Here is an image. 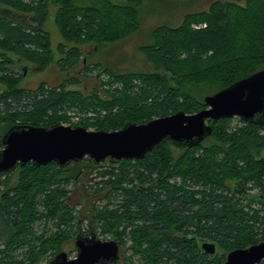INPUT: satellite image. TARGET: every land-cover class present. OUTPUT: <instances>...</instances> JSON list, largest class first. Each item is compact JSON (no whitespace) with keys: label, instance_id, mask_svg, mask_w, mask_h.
<instances>
[{"label":"trees","instance_id":"16d2710c","mask_svg":"<svg viewBox=\"0 0 264 264\" xmlns=\"http://www.w3.org/2000/svg\"><path fill=\"white\" fill-rule=\"evenodd\" d=\"M46 1L57 7L62 36L95 51L140 28L143 0H0L10 8L9 16L0 14V87L6 88L0 93V126L8 127L0 134V150L2 136L14 125L51 127L68 114L82 119L71 127L104 131L178 111L193 114L205 108L203 96H192L193 86H209L214 94L264 70V0L244 5L214 0L203 11L186 14L179 27L151 31L150 43L140 51L153 71L116 73L94 64L107 77L100 83L103 96L67 90L76 84L73 78L55 87L18 90L25 75L17 62L38 70L51 62L41 32ZM66 54L62 71L82 65L78 49ZM237 120L209 121L212 133L198 145L161 142L140 160L94 164L83 159L64 168L54 162L26 164L1 174L0 264H37L47 253L53 259L77 235L99 230L119 248L130 243V264H222L231 250L264 242V159L259 156L264 124ZM81 171L97 173L89 196L105 192L101 198L107 200L83 218L70 187ZM14 174L16 182L10 184ZM251 189L258 192L248 197L244 191ZM41 220L52 221L54 231L35 236L32 227ZM199 240L214 243L219 254L202 253ZM20 250L22 258L14 259L11 254Z\"/></svg>","mask_w":264,"mask_h":264},{"label":"water","instance_id":"95a60500","mask_svg":"<svg viewBox=\"0 0 264 264\" xmlns=\"http://www.w3.org/2000/svg\"><path fill=\"white\" fill-rule=\"evenodd\" d=\"M26 70L23 71L25 75ZM205 106L199 112L178 111L148 122L127 123L114 131L87 130L80 126L55 124L51 127L14 125L2 136L0 175L31 164L45 166L50 162L64 168L70 163L88 159L94 164L108 161L140 160L161 142L178 148L193 147L212 133L209 121L239 118L246 123L264 124V70L239 80L229 87L202 98ZM202 253L213 256L216 245L199 240ZM76 256L68 259L58 253L48 264H117L118 246L114 241H99L95 236L77 237ZM264 261V242L225 255L223 264H260Z\"/></svg>","mask_w":264,"mask_h":264},{"label":"rangeland","instance_id":"374dc122","mask_svg":"<svg viewBox=\"0 0 264 264\" xmlns=\"http://www.w3.org/2000/svg\"><path fill=\"white\" fill-rule=\"evenodd\" d=\"M212 1L214 0H143V5L140 9V28H138L135 33L131 34L126 39L105 44L104 46L98 47L96 51L90 44H75L67 41L62 36L61 31L56 24L55 14L57 12V7L51 2L46 1L45 4L48 14L41 27V32L47 35L49 49L51 52V62L48 66L41 70H38L35 64L17 62L18 69L27 70L26 68L28 67V70L26 71L25 76L18 82L16 89L34 91L41 84H44V86L55 87L63 80L73 78L76 81V84L68 86L67 90H72L84 95H88L91 91L96 90L101 96H103V89H101L102 85L100 83L101 81H107V77L101 73L100 68L94 69V64L98 63L103 67H108L116 73L153 71L151 65L147 62L146 57L140 51L142 46L150 43L151 31L160 25H167L171 28L179 27L186 14L205 10ZM221 1H230L240 5L245 4V0ZM9 9V7L0 4V14L3 16H9L7 13ZM11 18H14V16H11ZM73 48L78 49L81 55L80 62L82 61V65L80 64L68 72L62 71L60 69V63L63 59H66V53ZM61 49L63 50L62 52ZM83 60L85 63H83ZM59 76L60 79L58 78ZM3 90H6V88L4 85H1L0 93ZM212 93L213 89L209 86L199 85L192 87V96L197 100H201L202 96L211 95ZM68 115V119L62 120L60 124L70 126L71 124H77L81 119V116H78L77 118L71 114ZM84 117H87V115H83V118ZM232 123L237 124V118H233ZM7 128V126L1 125L0 134ZM259 156L264 159V149L259 152ZM82 171L80 174V180L75 183L76 186H70L73 187L72 189L74 191L72 195L74 204L80 205V207L77 206V210H80L81 218L85 216L90 217L93 208L107 203L105 198H101L105 192L94 194L93 197L89 196L90 193L87 188L91 185L94 186L95 182L98 181L97 178H94L97 173L95 172L91 174L89 172H85L82 175ZM14 172L15 171L12 173ZM1 179L3 180L4 177ZM8 179L10 184H14L17 179L16 174ZM96 188L98 189L99 187H95V189ZM244 192H246L245 195L248 197H252L257 194L258 191L256 189H251L245 190ZM82 228H87V221L84 220ZM44 229H46L47 234L49 232H53V222L51 221L45 223V220H41L32 227V232L35 236H40L41 231H44ZM99 233H101L100 230L99 232L96 231L95 234L101 241L112 240L109 236L101 235ZM129 245L130 244L128 242H124V247H120L119 264H130V252L127 250ZM2 248L3 247L0 246V249ZM61 251L66 253L68 259H73L76 255V251L73 247V241L64 244ZM20 253L21 250L14 252L11 255L14 259L20 260L22 258ZM50 259L51 255L50 253H47L37 264H47Z\"/></svg>","mask_w":264,"mask_h":264},{"label":"flooded vegetation","instance_id":"af4514ba","mask_svg":"<svg viewBox=\"0 0 264 264\" xmlns=\"http://www.w3.org/2000/svg\"><path fill=\"white\" fill-rule=\"evenodd\" d=\"M59 79H60V76L58 77ZM91 236H95V238L97 239V240H99V241H101L99 238H97V236H96V234H92V233H90L89 235H87V236H82V235H77L72 241H73V247H74V241H75V239L77 238V237H81V238H88V237H91ZM110 241H112V240H110ZM102 242H105V241H102ZM130 244V243H129ZM118 246V245H117ZM74 249H75V247H74ZM118 262H117V264H119V261H120V255H119V252H120V248H119V246H118ZM76 251V250H75ZM60 252H62V251H60ZM59 252V253H60ZM217 254H219V252H218V248H217V246H216V254L215 255H217ZM215 255H213V256H210V255H208V256H210V257H214ZM226 255V254H225ZM76 256V255H75ZM55 258V257H54ZM53 258V259H54ZM224 258H225V256H224ZM53 259H51L50 261H52ZM50 261H49V263H50ZM224 262V261H223ZM261 263H264V261L263 262H261ZM260 263V264H261ZM223 264V263H222Z\"/></svg>","mask_w":264,"mask_h":264}]
</instances>
